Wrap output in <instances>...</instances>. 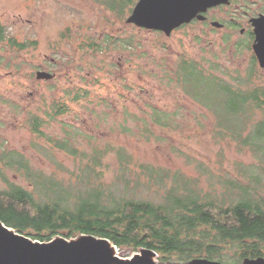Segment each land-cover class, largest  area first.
<instances>
[{"label":"rangeland","instance_id":"rangeland-1","mask_svg":"<svg viewBox=\"0 0 264 264\" xmlns=\"http://www.w3.org/2000/svg\"><path fill=\"white\" fill-rule=\"evenodd\" d=\"M127 14L118 17L100 0H0V191L7 183L31 189L23 171L5 166L9 152L73 196L84 189L94 156L100 177H88L110 188L119 175L118 149L129 158L132 182L147 181L144 169L151 167L166 172V186L182 174L196 179L203 193L224 192L219 176L243 181L240 165L264 167L248 148L241 152L231 133L217 135V116L183 90L177 75L189 61L235 88H250L245 59L232 58L218 36H190L186 29L165 36L128 24ZM11 38L27 46H13ZM39 72L50 77L38 78ZM261 74L255 82L264 87ZM58 106H65L63 114L56 113ZM153 109L167 114L165 126L154 121ZM254 115L263 117L257 110ZM32 116L41 134L30 130ZM63 141L76 155L57 147ZM154 188L140 186L133 193L138 199L161 198L164 191L156 195ZM116 253L129 259L138 252ZM153 259L162 264L158 256Z\"/></svg>","mask_w":264,"mask_h":264},{"label":"trees","instance_id":"trees-1","mask_svg":"<svg viewBox=\"0 0 264 264\" xmlns=\"http://www.w3.org/2000/svg\"><path fill=\"white\" fill-rule=\"evenodd\" d=\"M100 1L118 17H123L131 4L130 0ZM0 40H4L1 25ZM8 41L20 49L27 46L12 38ZM177 75L183 90L217 116V128L221 130L217 135L226 137L224 131L231 133L240 142L241 152L248 148L255 160L264 163V87L235 88L189 61L179 66ZM207 86L211 89L208 92ZM255 110L263 114L262 119L254 115ZM55 111L63 114L65 106H58ZM153 117L156 123L166 125L167 114L153 109ZM28 126L33 133L41 134L36 117L29 118ZM57 147L76 155L66 141ZM116 154L119 175L110 188L95 185L96 180L88 177L98 175V158L94 156V165L84 172V189L75 196L55 179L32 172L20 154H5V166L15 172L23 171L31 189L7 183L8 189L0 191V221L39 242L56 236L74 239L93 235L109 240L121 251L153 250L162 264H186L194 257L241 264L243 258L264 257L263 166L257 162L240 165L243 181L219 176L217 182L224 186V192L217 194L212 188L203 193L196 179L182 174L173 176L166 186V172L151 167L143 168L147 181L134 183L126 172L128 156L122 149ZM140 186L147 191L156 187V195L164 192L155 200L138 199L133 190Z\"/></svg>","mask_w":264,"mask_h":264},{"label":"water","instance_id":"water-1","mask_svg":"<svg viewBox=\"0 0 264 264\" xmlns=\"http://www.w3.org/2000/svg\"><path fill=\"white\" fill-rule=\"evenodd\" d=\"M226 1L191 0L189 5H185L182 0H139L126 22L169 35L197 12ZM254 52L264 68V32L260 29L257 30ZM37 77L50 76L39 72ZM115 250L116 247L109 240L93 235H79L74 239L55 237L48 242H39L17 233L0 221V264H158L153 259L157 256L153 250L141 249L129 259L119 257ZM186 263L223 264L196 257ZM241 264H264V257L243 258Z\"/></svg>","mask_w":264,"mask_h":264},{"label":"flooded vegetation","instance_id":"flooded-vegetation-1","mask_svg":"<svg viewBox=\"0 0 264 264\" xmlns=\"http://www.w3.org/2000/svg\"><path fill=\"white\" fill-rule=\"evenodd\" d=\"M130 1L126 21L139 2V0ZM190 1L182 0L185 5H189ZM131 25L141 30H150L165 36H170L173 32L184 29L190 36L200 38H207L211 35L218 36L222 42H225L226 47H229L232 58L240 56L245 59L243 62L248 65L245 73L248 85L260 86L256 84L255 80L257 78L261 79L264 68L260 66L255 55L254 45L257 30L260 29L264 32V0H227L226 3H220L208 7L203 12H197L187 23L173 29L169 35H166L163 31Z\"/></svg>","mask_w":264,"mask_h":264},{"label":"bare ground","instance_id":"bare-ground-1","mask_svg":"<svg viewBox=\"0 0 264 264\" xmlns=\"http://www.w3.org/2000/svg\"><path fill=\"white\" fill-rule=\"evenodd\" d=\"M114 253L117 254V253H116V250L114 251Z\"/></svg>","mask_w":264,"mask_h":264}]
</instances>
